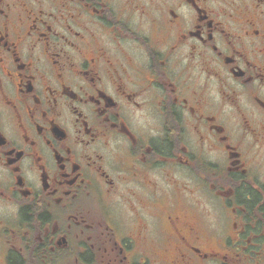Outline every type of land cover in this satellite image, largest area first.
<instances>
[{
  "label": "flooded vegetation",
  "instance_id": "af4514ba",
  "mask_svg": "<svg viewBox=\"0 0 264 264\" xmlns=\"http://www.w3.org/2000/svg\"><path fill=\"white\" fill-rule=\"evenodd\" d=\"M0 264H264V0H0Z\"/></svg>",
  "mask_w": 264,
  "mask_h": 264
}]
</instances>
